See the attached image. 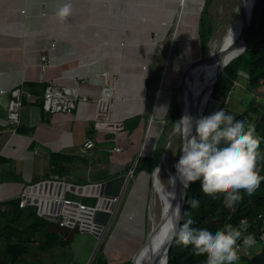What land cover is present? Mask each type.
<instances>
[{
  "label": "rangeland",
  "instance_id": "obj_1",
  "mask_svg": "<svg viewBox=\"0 0 264 264\" xmlns=\"http://www.w3.org/2000/svg\"><path fill=\"white\" fill-rule=\"evenodd\" d=\"M23 1V2H22ZM0 0V24L6 21L4 19L6 16H15L18 22L27 21L28 16V9L27 15L23 16L20 11V6L26 3V0ZM77 3L79 0H75ZM91 1L96 2L97 6L88 7L87 2L91 5ZM106 2L105 0H82L77 5H85L84 10L87 13V17L80 15V20L78 23L72 26L74 22H71V18L63 19V21L53 22L56 17L55 11L51 12L47 10L48 2L47 0H38L36 2L37 5H42V15L45 18H49L47 21L50 24V27H53V34H58L59 31L62 33L63 40L57 41L55 36L53 35L51 39V44L54 46H40V43H43L44 40L38 41L39 39L33 35V48H32V58L34 60V64L39 63L41 68V58L46 53L51 56L52 64L51 67L46 71L44 74L43 80L46 78H50L49 81H53L56 84L68 86L70 83L67 81H61L59 79L71 77V73H76V78L79 81V97L78 101L83 100L85 94L82 92L83 89L86 87H90L92 89H97L98 93L104 90V86L108 84H101L99 81H94L93 77L97 78H109L105 81L111 83L113 89H116L117 85V74L112 72L110 68V58L103 57L102 61H98L95 57H92V52H95L91 47V51H85V48L89 46V44H93L92 38H94V34L90 31L83 30L81 28L82 22L85 20L88 22L89 16L93 15L94 19L96 20H103L102 23L107 19V13H105V6L104 4H100L101 2ZM113 2V7H116L121 10L123 14V19L121 21L129 20L133 22V17H142L147 18L146 14H152L153 12L157 13L159 19L157 22L151 23L150 21H143L138 25H136L133 29H128L129 33L128 36L133 38V41L129 42L126 47L124 45H114L113 49H108V53L116 52L117 55H121L120 60L122 59L123 62L129 63L130 59L134 57L139 62H143L145 59L149 58L148 64V71H147V78L151 79L153 84L156 87L155 91V101L153 106L148 109V101L146 100V107L144 112L141 115H148L149 117L145 118L142 122V125L136 128L134 134L129 135L127 132L123 135H116L118 141H120L123 145L122 151H116L118 156L127 155L129 158L130 170H134L131 175H129V180L121 193L120 200L116 204L115 213L112 215V221L110 224H107L104 231H102L101 236L98 238L93 233L88 234L90 232H80L77 234L75 239H71L70 237L67 239L69 241V245L67 246H55L48 251H44V256L42 257V264H92L94 257L98 252L107 249L108 251L112 250L114 256H121L126 257L128 259H133L135 253H137L138 249L142 244V235L140 234V229L144 225L145 228V235L147 236L148 233L153 228L154 224L159 223L161 220L162 214V203L159 198L155 196V189L152 182L153 179V171L146 172L143 169H137V162L140 157L146 156L144 154L149 153L143 152L144 143L148 136V142H151V146L154 142L157 141L156 147L159 142L162 144L163 153H167V161L163 166V180L165 183H168V175L167 169H171V171H176L175 168V161L177 155L179 154L180 148L183 144V136L181 133L175 131L176 124H172L167 130H165L166 125L168 124V119L166 116L171 111V104L172 103H179L180 107L181 103L177 99V93L179 87L183 86V77L185 73L188 71L189 67L193 65L195 62H200L206 58H212L219 53L220 45H221V38L226 33L230 24H232L239 15V2L240 0H212L209 6V13L211 20L215 26L214 34L205 48H202L201 45V38L199 33V23H200V15L199 13H192L187 14L186 16V23L180 29L178 28L179 37H176V28H177V21H178V0H163L159 5L155 7H150L145 11L144 7H133V6H126L120 3L119 0H110ZM50 2V0H49ZM195 2V3H194ZM204 0H190L192 4L191 10H196L200 7L201 3L203 4ZM203 6V5H202ZM75 6L73 5V8ZM155 8V9H154ZM194 8V9H193ZM93 9V10H92ZM75 11V10H74ZM104 11V12H102ZM114 11V9H113ZM202 11V10H201ZM73 12V11H72ZM145 12V13H144ZM80 14V13H79ZM117 14V11L114 12V15ZM120 14V17L121 15ZM166 15V16H165ZM34 18V25H32V31L39 30L42 28L38 25L39 18ZM60 18V17H59ZM61 19V18H60ZM149 19V18H148ZM147 19V20H148ZM197 19V21H195ZM163 20H165V25L163 26L160 24ZM119 23V22H117ZM116 23V24H117ZM136 23V22H135ZM182 22L180 23L181 26ZM143 26V27H142ZM179 26V27H180ZM80 29L82 30L81 34H86L88 41H84L80 39V35H76L77 33L72 30ZM20 28V27H19ZM104 28V27H102ZM115 28V25L114 27ZM198 29V30H197ZM117 31V29H114ZM2 34V33H0ZM219 34V35H218ZM98 35L101 36L99 33ZM119 35V36H118ZM116 40H120L123 37L122 33H118ZM218 35V36H217ZM41 36V35H38ZM38 39V40H37ZM154 40L156 44H149L150 41ZM77 40H82L86 44L79 43ZM112 43H115V41ZM176 40V41H175ZM24 39H19V43L17 46L24 50ZM26 42V41H25ZM119 43V41H118ZM127 43V42H126ZM101 50H103L101 48ZM86 52H90L87 54ZM109 53V54H110ZM143 53V54H142ZM216 53V54H215ZM82 55H85L83 58L88 64L85 66H79V60ZM16 58L19 57V54H15ZM21 56V55H20ZM108 56V55H107ZM141 65V64H140ZM146 64L142 66V69L134 72L141 73L146 72L143 68ZM23 67L18 65L17 67L11 66V68L15 69H8L7 72L11 74L9 76H13L15 79V75H19L22 71ZM202 68V67H201ZM194 71L189 78L186 80L189 81L193 77H195L201 70ZM14 70V71H13ZM18 72H17V71ZM103 70L104 72L101 73ZM110 70V71H108ZM2 72L1 81L3 82L4 73ZM105 72H108L106 74ZM15 73V74H14ZM17 73V74H16ZM50 73V76H49ZM52 73V75H51ZM8 74V73H7ZM6 74V75H7ZM60 74V75H59ZM103 74V75H102ZM66 76V77H65ZM7 77V76H6ZM5 77V79H6ZM68 80V79H67ZM73 82V81H72ZM98 82V83H97ZM185 82V83H186ZM115 83V84H114ZM243 84V85H242ZM246 88L245 79H242V82L239 80L235 84L234 88L230 91L228 98L226 99V105L235 110V111H243L245 109L244 105H241L238 108L237 104H239L240 99L242 100L244 97ZM110 94V97L113 100V103L110 105L111 112L109 114V120L112 117L113 108L116 109L114 102L117 99V93ZM238 89V92H237ZM148 85H147V96H148ZM90 93L93 92L89 91ZM150 92V91H149ZM237 92V93H236ZM110 93V92H109ZM258 97H263V90L256 91ZM104 97V96H103ZM89 98V97H88ZM126 99V97H125ZM94 100L98 101L99 96ZM157 100L158 103H157ZM202 100V98L200 99ZM99 102V101H98ZM132 101H129L130 103ZM134 105L135 102H133ZM157 103V104H156ZM233 103V106L232 104ZM118 105V104H117ZM221 105V101L214 100L211 98V95L208 98L207 103L203 106V115L210 114L215 111ZM21 117V114H20ZM117 118V117H116ZM99 119V118H98ZM118 120V119H117ZM126 120V119H125ZM124 120V121H125ZM124 121H119L120 124ZM140 124V123H139ZM134 123H131V126ZM103 127V125H100ZM162 127V130L160 128ZM130 131V128L128 129ZM115 133V131H114ZM162 133H165V136H161ZM160 135V136H159ZM109 136V135H108ZM112 139V136H109ZM130 140V141H129ZM131 141L134 142L133 146ZM120 145V144H119ZM151 149V148H150ZM156 149V148H155ZM155 152V151H154ZM162 153V155H163ZM154 154V153H153ZM151 156V155H149ZM100 169H95V173H99ZM125 172V173H128ZM174 173V172H173ZM83 180L82 182H85ZM68 192V191H67ZM66 192V193H67ZM154 194V195H153ZM146 197V205L144 204V198ZM70 196L75 197V199H83V197H87L84 195H74V192ZM157 198V199H156ZM85 202L90 204H96L98 198H85ZM154 200V202H153ZM153 205H152V204ZM151 205V206H150ZM145 207V215L143 213V208ZM142 214V215H141ZM147 214V215H146ZM144 216V217H143ZM143 221L144 224H143ZM152 224V225H151ZM147 225V226H146ZM147 227V228H146ZM150 230V231H149ZM147 231V232H146ZM145 236V237H146ZM144 237V239H145ZM5 239V238H4ZM143 239V240H144ZM74 248L78 250H82V253L79 251L78 257L74 253ZM55 250V253L52 254V250ZM84 250H87L84 255L83 261V254ZM135 252V253H134ZM107 255V254H106ZM131 255V256H130ZM239 261V260H238ZM238 261H235L234 264H239Z\"/></svg>",
  "mask_w": 264,
  "mask_h": 264
},
{
  "label": "crops",
  "instance_id": "obj_2",
  "mask_svg": "<svg viewBox=\"0 0 264 264\" xmlns=\"http://www.w3.org/2000/svg\"><path fill=\"white\" fill-rule=\"evenodd\" d=\"M37 1L38 0H26V3L20 6V11L23 16H26L28 14L27 21L18 22L15 16H6L4 19H6V21L8 22L0 24V33H2L0 34V71H3L4 73L3 82L1 81L2 79L0 77V87L10 88L14 85L20 84L22 81H42L40 80V78H36L37 76H35V74L37 75V73H40L41 68L39 63L34 64V60L32 58L31 52L33 48V35L39 39H37L38 41L44 40V42L40 43V45H37V47L50 46V42L53 37V27H50V24L52 22L49 23L47 21L49 18H45L41 14L43 11L42 5H37ZM39 1L41 2V0ZM119 1L126 6L144 7L145 11H147V8L155 7L159 5L163 0ZM47 2V10L53 12L59 6L60 0H50V2L49 0H47ZM40 4H42V2ZM203 4L201 3V8ZM25 8L28 9V13L27 11H23V9ZM33 17H38L40 20L37 24L42 28H40L39 30H31L33 27L32 25H34ZM145 19L147 20L148 17ZM59 20L63 21V19L56 17L53 22H59ZM195 21H197V19ZM160 24L162 25V22ZM72 30L75 31L77 33L76 35L78 36L82 32V30L80 29L74 30L73 27ZM81 35L86 36V34L84 33ZM54 36L57 41L63 40V36L60 31L58 34L54 33ZM19 39H24L26 41H24V50L17 46L18 44H20L18 42ZM77 41L80 44H86L85 42H82V40ZM150 41L152 40L150 39ZM121 43L122 45L125 44V39L120 38L119 45H121ZM151 43L152 42H149V44ZM107 47H113L111 41L106 42V44L102 46L103 49H106ZM124 47L126 46L124 45ZM93 49L97 50L95 48ZM85 51H91L90 44L87 48H85ZM15 54H19V57L16 58ZM98 61H102V58H99ZM87 64L88 63L83 58H80L79 66L82 67ZM18 65H21L23 67H20L22 68V71H20L21 73L19 75H15V77L18 76L15 79L13 76H9L10 72H7V70L15 69L11 68V66L17 67ZM22 73L24 74L25 79H21ZM27 73L29 75H27ZM1 74L2 73L0 72V76H2ZM71 74V77L65 76L66 78H61L59 80L63 82H69L70 80V83H74L76 81V73ZM93 80L101 82L102 85L108 84L106 86H109L111 89L108 88L109 90H102L100 93H98L97 89L95 90V88L92 89L90 87H86L82 90V92L89 98L87 100H80L78 104L73 108L71 113L67 111H46L43 107V104L41 103L42 97L38 95L35 96V99L25 98L24 103L20 109L21 122L19 123V125L12 123L8 117V107L10 99L12 97L11 93L7 91L2 93L0 91V156L3 158L2 160H0V201L19 196L26 189L28 184H31L36 178L40 179L48 174L52 178H57L60 177L59 174L62 171V173L65 174L62 178L70 179L76 183H80V181L83 180H86L85 182L88 183H97L110 179L111 174L123 170L130 164L128 162V156H118L113 147L115 144H120L122 147L125 146L120 141H118L116 135H123L127 132L129 136L134 134L135 131L130 132L126 128V125H124L125 129H123L121 125H116V123L119 124V121H124L129 116L141 114L144 112L145 104L142 98V94L138 95L136 91H133L132 94L128 93L124 95L123 88L118 90L117 95L120 98L121 92L124 96V100H122L123 98L119 99L118 96H116V98L119 103L123 105H121V107L119 108L117 107L116 109L113 108L112 117L116 116L118 110L120 112L122 109L127 111L129 110L128 107L131 106H133L134 108V103H128L129 101L135 102L132 97H128L130 95L136 97L140 101H143V103L138 100L137 101L139 103L135 102L137 103L135 107L140 108L141 106L143 110H139V112L137 110L134 113L125 115L124 117L120 118V120H117L116 117L114 119L110 118V123L108 121L109 114L111 112L110 105L113 103V99L110 97V94L112 93L113 86L111 85V83H109L108 81H103L101 78L93 77ZM141 80V88H143L142 75ZM92 90L93 92L90 93L89 91ZM107 91H109L110 93H108ZM97 96H99V102L94 100L95 98H97ZM125 105L127 107H125ZM99 117L101 118L100 121L98 120ZM145 118L147 117H143L141 119L139 127L142 125V122ZM98 121L100 122L99 127ZM21 125L24 126L23 131L20 130ZM100 125H103V127H101ZM108 128L119 130L120 132L115 131V135L114 137L112 136L111 139L108 134L114 133V131ZM89 135H92L95 138L96 145L94 149L84 151L83 143ZM147 138L144 143L143 150L146 146ZM131 144L133 146L134 142L131 141ZM155 150L156 149H154L151 153H147L144 155H152ZM51 153H64L66 154V156H69L60 163L61 170H58V167L56 168L54 164H52ZM95 169H100L99 173L96 174L94 172ZM49 193V191L47 193L44 192L46 197H48ZM65 196L68 197V193H65ZM60 226L61 225L58 221L53 220V222L49 225V229H59L63 237L67 239L70 237L72 240L76 238L77 234L81 230L78 225H67L62 228ZM88 234L92 233L90 232ZM5 245L6 239L0 238V250L3 249ZM249 247L251 250V254L245 256L250 257L261 250V248H263V246L258 242H255ZM79 251L82 253V250L74 248V253L77 257ZM86 251L87 250H84L83 261L85 260L84 255ZM103 252L114 259H128L126 257L114 256L112 250L108 251L107 249H104ZM43 256L44 251H38L35 249L34 253L28 255V262L29 264H37L40 259H43ZM238 263L247 264V260L244 257H241Z\"/></svg>",
  "mask_w": 264,
  "mask_h": 264
},
{
  "label": "trees",
  "instance_id": "obj_3",
  "mask_svg": "<svg viewBox=\"0 0 264 264\" xmlns=\"http://www.w3.org/2000/svg\"><path fill=\"white\" fill-rule=\"evenodd\" d=\"M211 1L206 0L199 23L202 48L208 45L215 31V26L209 13ZM246 39L248 49L226 65L216 81L212 96L215 100L221 101V104H225L230 91L234 88L237 81L240 80L242 82V79H245L246 88L244 97L237 104L238 108L244 105L245 109L241 112L236 111V113L238 116L242 115L246 117L247 122L254 123L257 134L261 137L257 169L261 175H264V0H256L253 18L246 32ZM146 82L150 91H148L147 96V106L150 109L155 101L156 87L151 79L147 78ZM26 84L29 86L28 89L31 92L42 97L41 103L43 104V96L49 85V81L25 82ZM257 90H263V97H258ZM231 104L233 106V103ZM181 115L182 109L180 104L172 103L171 111L166 116V119L169 121L165 130L172 124L177 123ZM143 117L149 116L137 115L130 117L125 120L124 124L132 132L137 128ZM131 123H134V125L131 126ZM23 127V125L20 126L21 131H23ZM160 130H162V127ZM108 135L114 137L115 133H109ZM163 135L165 136V133H162L161 136L163 137ZM156 143L157 141L153 143L149 153L155 149ZM160 143H158L153 155L143 156L138 159L137 169H146L151 172L156 168L163 153L162 144ZM180 154L179 151L176 161L179 159ZM66 157L68 158L69 156H66L64 153H51L52 164L56 168L58 167V170H61L60 163ZM2 159L0 156V160ZM131 164L123 170L111 174V178L123 172H128ZM173 172L176 175V171ZM64 175L61 171L60 177L57 178H62ZM51 178L48 174L43 178H36L32 183ZM66 180L72 182L70 179ZM87 183L80 181L79 184ZM241 191L243 192V199L235 205L229 206L224 203L223 190L218 194H213L203 188L202 178L191 181L188 185V197L182 223L189 218H193L194 223H211L217 226L232 223L235 226L241 227L244 235L248 231L253 233L259 232L264 227V180L260 182L259 187L251 194L244 189H241ZM70 194L71 192L68 191V197L75 199ZM194 196L201 197V200L193 208L191 207V199ZM85 198L96 197L87 196L81 200L85 202ZM21 199L22 197L19 195L0 201V238L6 239V245L0 250V264H29L27 257L31 253H34L35 249L38 251H48V249L55 246H67L70 244L67 238L63 237L59 229H49V225L53 220L60 222L63 220L62 216L55 218L43 216L38 212V205L36 204L22 207L20 205ZM244 220L247 221V230L243 227ZM54 253L55 250H52V254ZM206 255V252L195 251L192 247V242H189L186 246L182 243H177L175 240L170 251L169 264H202V259ZM243 257L247 260V264H264V247L251 257ZM42 260L40 259L37 264H42ZM131 262V259H114L100 251L94 257L92 264H131Z\"/></svg>",
  "mask_w": 264,
  "mask_h": 264
},
{
  "label": "clouds",
  "instance_id": "obj_4",
  "mask_svg": "<svg viewBox=\"0 0 264 264\" xmlns=\"http://www.w3.org/2000/svg\"><path fill=\"white\" fill-rule=\"evenodd\" d=\"M72 8V0H60L55 15L66 19ZM175 131L184 139L172 179L179 178L187 186L202 178L206 191L218 194L223 190L224 203L229 206L243 199L241 189L251 194L264 180L257 169L261 137L256 126L226 104L196 118L184 115L178 120ZM200 200L201 197L194 196L191 207H196ZM169 233L177 243L187 246L192 242L195 251L206 252L202 264H233L240 259L241 237L244 246L256 242L254 234L244 235L241 227L232 223L217 226L194 223L193 218L182 224L178 218L173 219Z\"/></svg>",
  "mask_w": 264,
  "mask_h": 264
},
{
  "label": "water",
  "instance_id": "obj_5",
  "mask_svg": "<svg viewBox=\"0 0 264 264\" xmlns=\"http://www.w3.org/2000/svg\"><path fill=\"white\" fill-rule=\"evenodd\" d=\"M105 1L106 2L100 1L101 2L100 4H104L103 5V6H105L104 10H105V13H107V19L103 23H102L103 20L99 21V20L94 19L93 15L89 16L88 22L86 21V18H85V20L81 23L82 24L81 28L83 30L90 31L91 33H93L95 35L94 38H92L93 40L94 39L95 40L93 41V44H90V45L92 48H95L97 50L95 52H92L93 55H91V56H94L96 59L103 58L105 56H106V58H110V65L111 66L109 69L112 72H114V74L115 73L117 74V80H116L117 81L116 82L117 88L113 89V94L118 93L117 91L120 90L121 88L124 89L123 90L124 95L128 94V93L132 94L133 91H136L138 93V95L142 94V98H143L144 104H145L144 107H146V100H147V83H146L147 77L146 76H147V71H148L147 69L148 68L145 69L146 72L136 73L134 71L135 70L138 71L140 69V67L142 69V66L145 63L149 64V58L147 60L145 59L141 63V62L137 61L138 58L135 59L134 57H132L130 59L129 63H128V61L124 63L122 59L120 60L121 55H117L115 51L112 53H110L111 52L110 51L109 52L110 54L108 53V51L110 49L114 48V45L119 46V43H118L119 40L115 39V37H117L118 33L123 34V37H121V38L125 39V41L127 43L133 41V38H130L128 36V33H129L128 29H133L136 25L140 24L141 22L143 25V21L145 19L142 17L131 16L134 23L130 22V18H129V20H127V17H126V21H121L123 19V14H122L121 10L116 8V7H113L112 1H110V0H105ZM79 2H82V0H79ZM78 3L75 0H72V4L75 7L77 6L76 8L75 7L72 8L73 12H71V14L68 16V18H71L70 19L71 22H73V17H74V22H73L72 26L79 22L81 14H83V16L87 17V13L84 14L86 8H88V7H94L95 8V6L99 5L96 2L91 1V5H89V2H87V4H85V5H88V6L85 8L84 7L85 5L79 6V5H77ZM247 3H248V0H240L239 6H238L239 22L241 25L239 41L243 43V49L241 52L234 51L232 53H229V55L227 57L228 58L227 64L230 63V61L232 59L240 56L241 54H243L248 49L246 32H247V30L251 24L252 18H253L256 0L252 1V9H251L250 16H248V13H247ZM205 4H206V0H204V4L201 8L202 11L204 9ZM84 8H85V10H84ZM74 9H75V11H74ZM113 9H114V11H113ZM115 11H117V14L114 15ZM202 11H201V14H202ZM102 12H104V11H102ZM120 14H122L121 17H120ZM145 15H147V17L149 18L148 20H145V21H150L151 23H154V24L157 22V19H159V16H157L156 12H153L151 15L149 13L145 14ZM200 17H201V15H200ZM117 22H119V23H117ZM134 24H136V25H134ZM114 25H115V28H113ZM102 27H104V28H102ZM114 29H117V31ZM99 33L101 34V36L98 35ZM79 35L81 36L80 39H83L84 41H88V43L91 42L89 39L85 38L87 36H83L81 34H79ZM114 40H116L115 43H112V42H114ZM108 41H111V43L113 44V47H107L106 49H103L102 46H104L106 44V42H108ZM127 43H125L123 45L127 46ZM100 47L103 50H101ZM86 53L90 54V52H86ZM81 58H85V55H82ZM217 58H224V55L217 54L212 58H206V59L201 60L200 62L205 63V62L211 61L212 59H217ZM191 66H193V65H191ZM110 70H108V71H110ZM222 71H223V69L217 74V76H215L213 78V80L210 84L209 90H210L211 98H213L212 93H213L216 81H217V79L220 76ZM103 72L104 71H102L101 73H103ZM141 75L143 77V88H141V83H140ZM40 80H42V79H40ZM108 88L111 89L110 87L105 86L104 90L106 91ZM128 97H132L135 102H138L137 99L135 97H133L132 95H130ZM114 104H116L115 105L116 108L121 107V103H119V101L117 99L115 100ZM135 115H139V114H135ZM135 115H132V116H135ZM132 116H129V117H132ZM116 125H121V127L123 129H125L124 122H122V124L116 123ZM108 129H110L112 131H119V130H114L112 128H108ZM162 157H163V155L161 156V159H160L158 165L156 166V168L153 170V172L160 166ZM143 171L149 172L146 169H143ZM128 180H129V175H128V173H125V172L117 175L116 177L110 178L108 180H104V181L97 182V183H87V184H78L74 181L69 182L67 180H60V179H56V178L55 179L51 178V179H45V180H42L39 182L28 184V186L26 187V190L30 192V195L28 197V202L38 204L40 212L43 211L44 208H46V210L49 209L52 213H61L62 210L65 208H66L65 213H68L67 212L68 210L73 209L72 213L71 212L68 213V225L69 226H75L76 224H82L81 231L91 232L96 237L99 238L101 236V233H102L104 227L106 226V224L108 223V221L110 219V212L107 209L108 208L111 209L114 206H116L114 198L110 199L109 197H115V196L120 195L122 193V191L124 190ZM188 185L186 186L179 179L176 197H177V203H178L177 218L179 219V222L181 224H182V220L184 217L185 205H186V201H187V197H188V195H187L188 194ZM44 189H45L46 193L49 191L50 192L49 194H52L53 192H55V194H57V196L59 198L51 201L50 198L44 197L43 193L41 192ZM39 190H41V191H39ZM38 191H39V193H38ZM67 191H70V192L72 191L78 195H93L95 197L97 196V198H98L97 205L100 206L101 209L96 211L95 222H94L95 225L92 229L90 227V225H91L90 220L92 218L91 217L92 216L91 211H84L83 210L78 214L77 209L75 207L72 208L67 204L65 205L63 198H64L65 193ZM74 206H77V203H75ZM174 241H175V238H173L169 233V235L166 239V242L164 243V252H165L166 264H169V262H170V251H171V248L173 246ZM162 258H163V256L160 253L156 254L154 256L151 264H160ZM131 264H133V259H132Z\"/></svg>",
  "mask_w": 264,
  "mask_h": 264
},
{
  "label": "bare ground",
  "instance_id": "obj_6",
  "mask_svg": "<svg viewBox=\"0 0 264 264\" xmlns=\"http://www.w3.org/2000/svg\"><path fill=\"white\" fill-rule=\"evenodd\" d=\"M195 1L198 2V0H195ZM252 1L253 0H248V3H247L248 16H250V13H251ZM191 6H192V4L190 3V0H178V9L179 10H178V21H177V28H176V35H175L176 37H179V33H178L177 29L178 28L181 29L187 21L186 20L187 14L201 12V7H199V9H197V7H195L196 10H191L190 9ZM23 11L26 12L27 9L25 8V9H23ZM181 22H182V24L180 26ZM163 24L165 25V20L162 21V26H163ZM240 28H241V25L239 22V15H238V18L232 24L229 25L226 33L223 35V37L220 40L221 45H220V49H219L218 54L224 55V58L212 59L211 61H208L205 63L204 62H195L193 64V66H190L188 71L185 73V75L182 79L183 80L182 81L183 86L179 87L178 93H177V99L181 103V106H182L181 107V109H182L181 117H183L186 114L191 115L194 118L203 115V106L207 103L208 98L210 96L209 88H210V84H211L213 78L215 76H217V74L222 69H224L226 67L227 62H228L227 57H228L229 53H232L234 51L241 52L243 49V43L239 41ZM54 44H56V43L51 44L52 47L54 46ZM151 44L155 45L156 42L154 40H152ZM121 45H122V43H121ZM143 68L147 69L148 64H146V66ZM199 68H201L200 72L195 77H193L192 79H190L189 81L186 82V80L189 78V76L194 71L198 70ZM105 73L108 74V72H105ZM9 74H11V73H9ZM27 75H29V74L27 73ZM43 75H44V71L41 67L40 73H37V75L35 74V76H37L36 78H42ZM51 75H52V73H51ZM22 77H24V78H22ZM21 79H25V76L23 73L21 75ZM106 79H108V81H110L109 78H102L103 81H105ZM107 87H109V86H107ZM68 89L72 93V95H74V96H76L80 93V89H79L76 81L72 84H69ZM107 90H109V89H107ZM107 92L109 93V91H107ZM118 98H119V96H118ZM201 98H202V100H200ZM119 99L124 100V96L121 92H120V98ZM137 100L140 101L139 99H137ZM158 101L159 100H157V103H158ZM140 102L143 103V101H140ZM131 103H133V101ZM135 104H137V103H135ZM121 105H123V104H121ZM135 106H134V108H133V106L128 107L129 110H127V111L122 109L120 112L118 110V112L116 114L117 119L120 120V118L124 117L125 115H129L131 113H134L137 110H138V112H139V110H141V111L143 110L141 106H140V108H136ZM125 107H127V106L125 105ZM150 148H151V142H148V138H147L146 146H145L142 153L149 151ZM167 157H168L167 153L166 152L163 153L161 164L153 172V179H152L154 189H155V196L157 198H159L161 203H162L163 210H162V214H161V220L159 223L154 224L151 231L149 230L150 232L148 233L147 236L145 235L144 225L141 227L140 234L143 236L142 237V244H141L140 248L138 249L137 253L134 252L135 254L133 256V264H151L154 256L158 253H160L163 256L160 264H166L165 252H164V243L166 242V239L169 235V229H170L171 222L173 221V219L177 218L178 203H177L176 194H177V188H178V183H179V178H177L176 180L172 179V177L175 176V174L169 168L167 169L168 183H165L163 180V176H162L163 166L167 161ZM39 191H41V190H39ZM39 191H38V193H39ZM41 192L43 193L44 197H46V195L44 194L45 189L42 190ZM146 197H147V195L144 198L145 199L144 204L146 203ZM153 202H154V200H153ZM145 212H146V210L144 207L143 208L144 215H145ZM144 222L145 221H143V224H144ZM144 237H145V239H144ZM112 253H113V251H112Z\"/></svg>",
  "mask_w": 264,
  "mask_h": 264
},
{
  "label": "built area",
  "instance_id": "obj_7",
  "mask_svg": "<svg viewBox=\"0 0 264 264\" xmlns=\"http://www.w3.org/2000/svg\"><path fill=\"white\" fill-rule=\"evenodd\" d=\"M51 64H52L51 56L45 53L41 58V67L44 71V74L51 67ZM93 76H92V79H93ZM43 77H44V75H43ZM43 77L41 79H43ZM49 79L46 78L45 80L49 81ZM76 82H77L78 87H79V81L77 78H76ZM68 88H69V85L66 87L64 85L56 84L53 81H49V85L47 86L46 91H45L44 96H43L44 109L46 111H49V112L67 111V112L71 113L73 108L78 104L77 101H78V97H79L78 95L79 94L76 96L72 95V93L69 91ZM0 91L2 93L6 92V91L11 93L12 97H11L10 102H9L8 117L12 123L19 125V123L21 122L20 109L24 103L25 98L35 99L36 95L33 92H31L30 89H28V87L25 86V81H22L20 84L14 85L8 89L4 88V87H0ZM87 99H88V96L85 95L83 100H87ZM98 120L100 121L101 118L99 117ZM99 121H98V127H99V123H100ZM95 145H96L95 138L92 135H89L83 143V150L84 151L92 150V149H94ZM113 148H114V151H122V146L119 144H115ZM133 172H134V170L129 171L128 175H131V173H133ZM56 179L66 180L65 178H56ZM74 194H76V193H74ZM29 195H30V192L27 191L26 189L22 192V194H20V196L22 197L20 205L22 207L29 205V204H35V203H29L28 202ZM84 196L95 197L93 195H84ZM120 196H121V194L118 196L109 197V198L110 199L114 198L115 204H117V202L120 200ZM48 198H50V200L53 201L55 199H58L59 197L57 196V194H55V192H53L52 194H48ZM96 198H97V196H96ZM63 200H64L65 205L67 204L72 208L75 207L77 209L78 214L83 210L84 211H91V213H92L91 217L92 218L90 220V223H91L90 227H91V229L94 227L96 211L101 209V207L98 206L97 203L96 204H88V203L83 202L81 199H74V198L66 197V196H64ZM75 203H77V206H74ZM36 205H38V204H36ZM115 208H116V206H114L111 209L110 208L107 209L110 212V219H109L107 224L111 223L112 215L115 213ZM65 209H63L61 213H52L49 209L46 210V208H44V210L40 212L39 205H38V212L43 216H50V217H54V218L62 216L63 220L59 222L61 226H67L68 225V213L73 212V209H70L67 211L68 213H65ZM244 221L245 222L243 224V227L246 228L245 230H247V226H248L247 221L246 220H244ZM107 224H106V226H107ZM76 225H78L79 228L81 229L82 224H76ZM105 227H104V229H105ZM104 229H103V231H104ZM249 233L254 234L256 237V242L260 243L264 247V227L257 233H253L251 231H248V232H246L245 235H247ZM239 243L241 244V247L239 250L240 251V258L245 256V255H250L251 254L250 247L243 245V238L242 237H241Z\"/></svg>",
  "mask_w": 264,
  "mask_h": 264
}]
</instances>
